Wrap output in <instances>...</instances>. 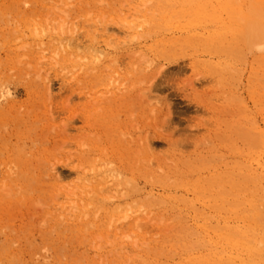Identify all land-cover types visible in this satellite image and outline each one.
Instances as JSON below:
<instances>
[{
    "label": "rangeland",
    "instance_id": "obj_1",
    "mask_svg": "<svg viewBox=\"0 0 264 264\" xmlns=\"http://www.w3.org/2000/svg\"><path fill=\"white\" fill-rule=\"evenodd\" d=\"M166 1L173 2L98 0L102 8L99 12L95 10L94 0H0V202L4 206L12 204L5 207L0 204V211L18 231L25 229L23 234L40 242V228L54 226L56 215L76 219L79 210L71 209L72 214H68L63 209L69 206L66 198H60L66 204H55L53 195L69 192L79 197L77 186L96 171L106 185L105 190L112 194L108 206L129 208L136 204V198H128L129 189L121 183L152 189L147 177L161 171V160L174 161V155L187 157L198 151L209 155L214 164L218 159L226 161L233 182L227 187L232 207L234 198L230 192H234V183H243L247 200L254 194V184L264 182V97L261 90H253L250 82L255 68L264 72V56L257 58L264 54V48H248L239 56L228 45L236 43L228 32L223 36V48H229L221 55L214 51H194L191 45L181 42L173 59L161 56L158 48L144 53L142 50L156 42L161 44L164 37L179 36L182 40L189 32L177 27L187 25L188 16L180 19L169 3L162 15L166 17L164 21L175 25L172 31L160 28L141 41L139 37L128 36V23L145 22L148 27L147 9L156 2ZM202 1L207 0L195 3L199 6ZM246 1L264 9V0ZM208 2L223 11L226 18L222 20L226 22L209 24L210 30L227 22L240 23V19H235L237 14H231L240 6V0H236L235 6L227 0ZM113 11L115 21L111 18ZM208 21H211L209 16L198 22ZM103 26L106 33L115 35V43L110 46L102 35ZM198 29L205 31L203 27ZM101 51L114 55V62L118 61L122 68L125 61L142 54L156 58L157 66L153 80L142 87L135 88L121 80L112 88L115 127L130 120L132 111L126 105L131 107L136 99L147 101L150 110L145 118L137 110L123 139L125 147L116 143V133L113 147L110 131L103 130L104 143L98 151L93 122L98 118L100 99L111 95L104 89L101 93L98 80L89 75ZM220 57L233 65L227 84L218 82L208 71L207 60L217 62ZM234 83L240 88L238 100H231L228 94ZM101 157L105 160L101 161ZM95 159L100 161L97 169L91 163ZM239 166L243 167L242 171L237 169ZM154 190L163 192L160 185ZM196 206L199 215H210L215 226L224 216L237 223V216L230 210L219 212V208L208 203H196ZM166 218L161 209L147 215L148 225L141 218H133L138 235L132 231L122 238L124 250L120 249L122 244L114 230L123 233L128 226L123 230L117 228L119 219L108 235L96 233L97 229L90 224L92 234L76 245L101 264L112 260L117 264V256L123 251L133 258L126 264H137L144 258L143 237L139 232L155 236L163 229L170 232L172 225ZM25 244L23 237L21 245ZM25 256L34 263L43 254L33 256L26 252ZM213 264L228 263L215 259Z\"/></svg>",
    "mask_w": 264,
    "mask_h": 264
},
{
    "label": "bare ground",
    "instance_id": "obj_2",
    "mask_svg": "<svg viewBox=\"0 0 264 264\" xmlns=\"http://www.w3.org/2000/svg\"><path fill=\"white\" fill-rule=\"evenodd\" d=\"M94 1L95 10L100 12L102 8H100L98 0ZM195 1L197 0H173L172 3L169 1L165 3L156 2L153 4L154 7L151 5L147 9L149 13L147 15L149 16L148 27H146L145 22L128 23V36L136 39L139 37L138 40L141 41L149 33H157L160 28L172 31V27L175 25L169 21H164L166 17L162 15L165 12L164 6L170 3L180 19L188 16L185 19L187 25H177L178 28H186L189 31L188 34L182 40L179 36H174L172 39L164 37L161 44L156 42L153 46L146 47L142 50L144 53L148 54L150 49L158 48L157 51L161 56L166 55V57L173 59L176 57V54L173 53L177 50L180 42L191 45V49L194 51H214L218 55H221L229 47L235 48L232 52H236L239 56H243L245 49L248 48H264V9L253 2L240 0V6L231 12V14H237L235 19H240V23L227 22L221 28L217 25L215 29L210 30L208 25L212 22L215 21L218 24L226 22L222 21L226 19L223 11L217 9L216 6L215 8L211 7L208 0L202 1L199 6ZM231 1L234 2L235 6L236 0H227V3H231ZM147 3L149 2L147 1ZM111 13V18L115 21V12ZM208 16L211 21L198 22L207 19ZM101 17H104L103 14ZM166 22L167 25L164 24ZM200 27H203L205 31H199L198 28ZM228 32L235 38L236 43L235 45L230 43L228 44L229 47L223 48V36L227 35ZM102 35L105 36L104 40L109 46L115 43V35L106 33L104 26ZM98 53L96 56L98 58H95V62L93 61L89 75L98 80L100 91L104 89V92H111V95L105 96L102 98L103 100L100 99L98 118L93 122L96 130L95 135L98 136L97 150L99 151L104 143L103 130L110 131L112 135L110 143L113 147H115V133L117 134L116 143L125 147L124 136L127 135L128 127L138 111H140L139 116L145 118L150 110L147 101L136 99L131 107L126 105L132 111L130 120L120 122L115 127V122H113L115 91H112V88L117 87V83L121 80L135 88L149 83L155 77L157 59L142 54L125 61L123 63L124 69L118 61L114 62L115 59L113 58L115 57L111 53H107V51ZM263 56L264 54H260L257 58ZM103 58L112 60L104 62ZM219 59L217 62H213L212 59L207 60L209 61L208 71L218 82L227 84L233 65L227 58L222 59L220 57ZM124 70L126 71L124 72ZM254 70L250 79L252 88L254 91L261 90L260 94L264 97V72L258 67ZM239 89L238 83H234L232 90L227 92L231 100H238ZM117 98L119 99V97ZM146 151L147 149L143 152ZM119 152L121 153L120 149ZM174 157L172 162L161 160V171L147 177V181L153 185L150 190H144L138 184L129 186L121 183L123 188L129 189L128 198H136V201L134 200L136 204L129 208L108 206L112 194L105 190L106 185H103L104 181H101L98 171L77 186L80 191V196L77 198L69 192L63 195L62 192H58L59 189L56 190L59 196L53 195V203H68L69 206L63 208L67 209L68 214H72L71 212L75 209H78L80 213L74 220H71V216L58 217L56 215L54 219L57 220V223L53 221L54 226L40 228V242L32 239L28 234H23L25 229L18 231L0 211V264H101L96 258L94 259L80 251L76 245V243L81 244L92 234L90 224L95 226L96 233L106 235L111 232L112 228H115L118 219L117 228L123 230L127 225L128 227L122 231L123 233L118 232L117 229L114 230L115 235L121 241L120 244H122L120 249L124 250L122 238L132 231L138 235L135 227L137 222L133 218H141L145 220V225H148L147 215H150L154 209H161L162 213L167 215L166 219L171 223L172 230L169 232L163 229L156 236L149 235L148 232H139V236L143 237L144 244L141 249L144 251V258L137 264H213L215 259L226 261L228 264H264V182L260 180L254 184L252 188L254 194L247 200H245L246 188L243 183L241 185L234 183V187L232 186L234 192H230L234 198L232 207L229 206V188L227 189V187L228 183L233 182L229 176L230 169L226 166V161L218 159L219 162L214 164L209 155L198 151L192 156L186 157L181 154L180 156L174 155ZM99 159L105 160L103 157ZM99 159L91 162L93 169H97ZM237 169L242 171L243 167L239 166ZM157 185L163 188V192L154 190ZM61 197L66 198V203L60 201ZM215 198L218 200L217 205ZM244 202L246 205L243 207ZM196 203H208L210 206L219 208V212L230 210L237 216V223H231L229 218L224 216V218L219 219L215 226L210 215L206 213V215H199ZM0 204L3 207L9 206V204L12 206L10 202L5 203V206L1 202ZM244 208L246 209L242 211ZM144 209L147 211V215L143 211ZM81 234L83 235L82 239L80 238ZM23 237L26 239L25 246L21 245ZM26 252L33 256L38 254H43V256L37 262L31 263L25 256ZM120 254H122L120 257L117 256L119 258L117 264H126L128 260H133L125 251ZM107 263L115 264V261L112 260V262L108 261Z\"/></svg>",
    "mask_w": 264,
    "mask_h": 264
}]
</instances>
